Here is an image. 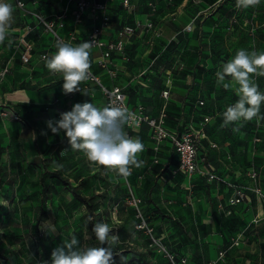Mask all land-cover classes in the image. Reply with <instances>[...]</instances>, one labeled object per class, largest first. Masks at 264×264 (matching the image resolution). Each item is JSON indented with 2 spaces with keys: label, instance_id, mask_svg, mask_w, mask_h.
<instances>
[{
  "label": "rangeland",
  "instance_id": "1",
  "mask_svg": "<svg viewBox=\"0 0 264 264\" xmlns=\"http://www.w3.org/2000/svg\"><path fill=\"white\" fill-rule=\"evenodd\" d=\"M7 2L14 8L10 29L14 43L11 49L7 42L0 45V73L8 70L0 78V84L5 79L0 85V264H51L52 250L62 246L63 239L72 233L81 246L98 247L91 229L96 221L108 223L112 234L119 236L116 250L127 258V264H140L132 251L143 248L153 252L145 264H165L164 257L149 248L145 233L136 229L134 197L141 201L138 210L142 217L157 236L163 235L164 243L169 240L165 244L176 256L183 255L193 264H264V120L259 124L256 119L242 122L237 132L232 128L238 125L221 127L222 113L239 98L238 85L232 82L229 89L217 86L215 75L239 49L264 51V0L249 8H237L234 0H178L175 6L167 7L171 11L178 7V46L170 50L162 41L152 45L143 39L105 60L117 73L115 83L131 97L139 93L155 116L161 111L155 93L166 88L167 77L182 73L184 78L178 79L182 84L198 87L195 101L205 104L197 106L201 116L194 118L201 122L204 116L210 118L204 128L208 129L207 139L216 145L212 162L225 171L226 184L213 190L204 183L190 184L180 175L170 194L157 183L160 176L168 178L167 163L153 164V142L147 126L131 135L144 144L138 157L144 165L133 167L126 178L90 166L83 153L70 148L62 131L54 135L47 128L46 121L59 120L60 113L70 111L76 103L88 101L102 107L103 95L90 81L80 85L88 96L79 92L65 95L62 76L50 73L40 57L42 49L47 57L54 55V39L45 30L41 35L43 29L32 35V27L38 23L32 1L27 4L29 14L16 10L13 0ZM42 3L36 10L38 15L48 21L60 15L51 0ZM158 7L162 6L155 9ZM124 12L114 10L106 19L124 24L137 17ZM140 12L136 10V14ZM70 16L68 13L69 21ZM190 16L197 17L192 35L184 31ZM139 18L145 21L143 16ZM25 25L30 27L24 30ZM30 40L34 62L21 66V53ZM90 61L95 74L106 70L98 65L100 60ZM253 79L264 93V77ZM216 123L219 126L213 130ZM42 131L47 134L41 135ZM53 161L63 168L57 170ZM171 162L178 165L176 160ZM163 167L165 171L157 175ZM52 172L67 179L94 207L92 221L87 207L73 197L70 188L59 185ZM235 197L242 200L233 205ZM114 259L121 264L118 256Z\"/></svg>",
  "mask_w": 264,
  "mask_h": 264
},
{
  "label": "clouds",
  "instance_id": "2",
  "mask_svg": "<svg viewBox=\"0 0 264 264\" xmlns=\"http://www.w3.org/2000/svg\"><path fill=\"white\" fill-rule=\"evenodd\" d=\"M261 0H236L237 8L256 7ZM13 5L7 0H0V45L12 48L14 40L10 29L14 23ZM93 42H82L76 46L60 40L56 42V52L50 57H44L45 67L52 74H60L63 79L62 90L65 95L79 92L88 96V91L80 85L92 79L90 50ZM217 86L229 89L232 82L238 87V100L228 106L222 113L221 127L238 125L232 131L237 132L243 126L242 122L264 120L261 105L264 104V93L253 77H264V51L257 52L239 49L235 56L223 63L216 72ZM226 78L230 81L226 82ZM133 120V114L121 106L111 104L98 107L92 102L76 103L72 109L60 113L57 121H46L47 128L55 135L64 133L68 145L74 151L84 154L90 166L101 167L105 172H114L117 176L127 177L133 167L141 168L144 161L139 154L144 151L141 139L131 137L124 130ZM47 133L42 131L41 135ZM67 148L60 152L66 154ZM57 170L62 164L53 161ZM92 221V217H88ZM92 232L99 242L98 247L81 246L75 233L63 239L62 246L51 252V264H116L115 257L121 264H127V258L117 251L120 238L112 234L111 226L103 221L92 225ZM44 264H48L47 261Z\"/></svg>",
  "mask_w": 264,
  "mask_h": 264
},
{
  "label": "built area",
  "instance_id": "3",
  "mask_svg": "<svg viewBox=\"0 0 264 264\" xmlns=\"http://www.w3.org/2000/svg\"><path fill=\"white\" fill-rule=\"evenodd\" d=\"M65 1L66 3L57 6V12L60 15H56L54 20L48 21L46 17L37 14L36 10L38 8L39 2L32 0V5L36 12L33 13L34 16L37 17L38 23L44 27L45 31L53 36L55 44L57 40L67 43V41H65L57 31L58 28H63L66 22H72L74 25H80L89 15H93L95 20H99L101 17L104 19L109 5L113 3L118 4L127 12H133L134 10V5L131 3V0ZM13 3L16 10L25 14H29L27 0H13ZM167 3L172 4L173 0H167ZM70 6L73 8V11L71 10L73 13L71 20L69 21L67 16L68 13H70ZM146 6L154 9L152 3H148ZM196 19L197 17L191 19L190 22L185 26L184 31L186 33L190 34L194 32ZM105 25L106 23H102L100 27H94L88 37V42H93V46L91 48L92 50L97 49L101 51V57L99 59L100 61L98 62V65L101 68L106 69L108 78L113 81L117 77V73L114 71V69L110 68V65H107L105 60L109 61L113 53H123L134 34H136L138 31L142 34H148L153 29L154 24L149 20H146L145 22L135 21L133 25H126L118 30L116 33V39L110 42H105L102 40ZM69 40L70 42L74 43L76 42L77 38L75 35H72ZM75 45H77V42ZM32 51L33 45L25 43V51L22 52L20 57V60L23 64H28L30 62L32 58ZM44 57H46V55H42L41 59L44 60ZM7 72V69L2 70L0 73V78H3ZM88 81L98 85L104 98L103 106L109 104L113 106H121L133 114L132 122L129 125H126L124 129L129 136H131L132 131L138 130L143 126H147L151 140L155 145L153 151L156 154H158L160 151L161 145H163V143H170L178 158V165L176 167H167V171L171 174V176H176L178 173H184L190 178L200 177L207 179L208 182H222L226 184V181L222 180L216 174V170L212 164L207 161L204 155H201L200 153L201 144L203 140L207 138L204 131V126L210 121V118L204 116L203 121L198 128L189 123L181 125L180 127L182 132H178L177 130L171 129L168 126V116L166 111L162 110L157 117H153L146 107L141 104L132 107L129 103L128 96L120 86L112 85L111 87H107L101 83L100 79L94 73H92V79ZM161 97L164 100H168L170 98V93L168 91H163L161 93ZM200 105H202V103H200ZM210 147L215 148L216 145L210 144ZM152 161L153 164H158L159 159L157 156H155ZM240 199L241 197H235V200L232 201L233 205L235 203H239ZM140 203L141 201L136 197L132 199V204L135 206L136 211H138L136 216L138 218L136 229L145 233L149 248L162 255L169 264H193L190 262V260H188L187 257H179L170 252V249L163 241V235L157 236L154 232V229L150 227L149 223H147L140 214L138 210Z\"/></svg>",
  "mask_w": 264,
  "mask_h": 264
},
{
  "label": "crops",
  "instance_id": "4",
  "mask_svg": "<svg viewBox=\"0 0 264 264\" xmlns=\"http://www.w3.org/2000/svg\"><path fill=\"white\" fill-rule=\"evenodd\" d=\"M27 1L29 2V0H27ZM36 1L39 2L38 6L41 5L42 0H36ZM51 1L53 2V5H55L54 2H56V0H51ZM64 3H66L65 0H64V2L57 3L55 6L57 7L60 4H64ZM131 3L134 5V10H133L134 13L133 12H127L124 9H122L121 7L113 8L115 10L122 9L125 11L124 13L129 14V16H131V15L133 16V14H134V16L137 15V17L134 19V21L132 20L130 23H124V24L123 23L120 24V22L116 23L112 19H111V21L109 19L107 20L106 16L104 17V19L101 17V18H99V20H95L93 15H89L87 18H85L83 20V22L80 25H74L72 22H66L64 24L63 28L57 29L58 34L65 41H67V43H71L73 46H76L75 45L76 42L78 45L82 42L88 41V37H89V35H90V33L94 27H100L102 25V23H106L105 29H104V34L102 36V40L105 42H110V41H114L116 39V33L118 30H120L122 27H124L126 25H133L135 23V21L140 22L139 17L143 16L145 21L149 20V21L153 22V24H154L153 29L148 34L139 33V31L136 34H134L131 37L129 44L126 46L124 51L130 49L131 46L136 45L137 42H139L140 40H143V39L148 40L152 45L160 44L162 41V43L165 44L167 49H170V50L174 49V46H173L174 43L176 46H178V38H177L178 37V7L174 11H171L170 9L167 8V7H173L176 4H178V0H175V2L172 4H168L167 0H146V1L145 0H131ZM148 3H152L154 6V9L147 7L146 5ZM158 5H161L162 7L161 8L158 7L156 10L155 7H157ZM111 7H115V3H113ZM171 9H175V8H171ZM34 10H35V8H34ZM136 10H139L141 12L139 14H136ZM70 12H71V10H70ZM107 12H108L107 17H108V16H110V13H114V10L112 11V10L108 9ZM186 19L188 21H190L192 19V16L187 17ZM195 23H196V21H195ZM24 27H25L24 30H26L30 26L26 27V25H25ZM41 27L42 26L39 23L35 24L32 27V30H33L32 35L39 33V31L41 29H43L42 30V32H43L45 29H44V27H42V28ZM195 29H196V24H195ZM44 32L47 33L46 31H44ZM44 32L41 35H44L45 34ZM187 34H189V33H187ZM192 34H194V32L190 33L189 35H192ZM72 35H75L77 38L76 42H74V43L70 42V40H69ZM48 36L53 38V36L50 34ZM31 44L34 46V43L32 41H31ZM45 50L46 49H42L41 55L45 54L46 56H49L48 54H46L44 52ZM149 52L150 51L148 50L147 54H149ZM113 54H112V56H113ZM100 57H101V51L100 50H97V49L96 50H92V49L90 50V58L91 59H93L94 61H97L100 59ZM33 62H34V60L32 58L29 65L33 64ZM21 66H24V65H21ZM111 67L112 66L110 65V68ZM91 72L94 73V70L93 71L91 70ZM188 72L193 74L192 70H190ZM95 75L100 79L101 83L107 87H111L112 85H117V86H120L122 88V85L115 83V79L113 81H111L108 78L106 70L100 75L99 74H95ZM104 76L106 77V79H102ZM191 77H193V76H191ZM181 78H184L182 73H175V75L167 77V79H166L167 80L166 81L167 86L163 91H168L170 93V98L168 100H164L161 97L160 93H155V98H154V100L158 102V106L161 107V111L162 110L166 111L167 116H168V119H167L168 126H170V128H172L174 130H177L178 132H182V129L180 126L183 125V123L184 124H187V123L193 124L197 128L201 124V121L194 118V115L199 116V113L197 110L198 109L197 108L198 101H195L196 94L199 93L198 87L197 86L193 87V85L191 83H190V85L182 84V80L181 81L178 80ZM4 83H5V79L3 80V82L1 84L3 85ZM98 89H99V87H98ZM99 92L101 93L100 89H99ZM137 94H139V93H137ZM101 95H102V93H101ZM103 104H104V98L102 101V107H104ZM140 104L145 106L146 109H148L147 102H145L143 99H141V97L138 95L135 98L134 106L140 105ZM134 106H132V107H134ZM148 110H149V113L153 117H157L161 112V111L157 112L158 115L155 116L154 115V114H156L155 111H153V113H152L150 109H148ZM176 115H178V116H176ZM184 118H189L190 120H185ZM196 122L198 124H196ZM212 125H213V123H212ZM140 129L132 131L131 135L137 134L140 131ZM211 144H213V143H211ZM154 147H155V145H154V143H152V146H151L152 150ZM160 150L162 152L161 153L162 156H160V161L166 162L167 167H175L173 162L171 163V161L173 159H170V158H172V156H174L172 154L173 152L166 149L163 145H161ZM219 154H222V153L219 152ZM155 155H156V153L154 152V155L152 158H154ZM174 158H176L175 160L178 162V158L176 155L174 156ZM218 170H220V169H218ZM163 171H165L164 167L162 169H159V173H157V175L162 174ZM166 174H167L168 178L164 179V177L160 176L157 179V183L159 185L163 184V185H160V188L164 189V190H168L169 194L173 193L172 188H175L176 186H178V179L180 178V175H185L190 184L195 183L196 181L199 180V179H196L195 177L190 178L184 173H178L176 176H171L168 172ZM170 184H172V185H170ZM167 233H169V232L167 231ZM169 234H171V233H169Z\"/></svg>",
  "mask_w": 264,
  "mask_h": 264
},
{
  "label": "trees",
  "instance_id": "5",
  "mask_svg": "<svg viewBox=\"0 0 264 264\" xmlns=\"http://www.w3.org/2000/svg\"><path fill=\"white\" fill-rule=\"evenodd\" d=\"M146 1V0H145ZM234 1H236V0H234ZM175 2V0H173V3ZM43 3H41V5H42ZM41 5H39L38 6V8H37V10H39L40 9V7H41ZM112 6V4H110L109 5V7H108V9H110V10H115V9H113V8H117V7H120L118 4H115V7H111ZM112 8V9H111ZM72 11L69 13L71 16H72ZM107 14H108V12L105 14V16H107ZM70 16V17H71ZM69 17V18H70ZM180 44V42H179V40H178V45ZM174 48H175V43H174ZM45 55V54H44ZM42 56V55H41ZM40 56V57H41ZM33 58V57H32ZM32 58H31V60H32ZM20 60V59H19ZM31 60H30V62H31ZM20 63H21V65L23 64L22 62H21V60L19 61ZM29 62V63H30ZM28 63V64H29ZM25 65V64H24ZM194 74V73H193ZM194 77V76H193ZM124 91V90H123ZM125 92V91H124ZM126 93V92H125ZM126 95L128 96V98H129V103H130V105H131V99L132 100H134V103H135V98L139 95V94H137V95H133L132 97L131 96H129V94H127L126 93ZM200 103H202V105H200ZM199 106H204V104H205V102L204 101H199L198 103H197ZM201 115L199 114V116L198 117H200ZM203 121V120H202ZM202 123V122H201ZM196 124H198L197 122H196ZM183 125H184V123H183ZM215 126H214V128L213 127H211L213 130L216 128V127H218L219 125L216 123V124H214ZM170 127V126H169ZM205 127H206V125H205ZM172 129V128H171ZM208 129H206L205 130V128H204V131H205V134H206V137H207V135H208V131H207ZM212 142L211 141H209L207 138L205 139V140H203V142H202V144H201V147H200V153H201V155H204L205 157H206V159H207V161H209L211 164H212V166L214 167V164H213V162H212V152L214 151V148H211L210 147V144H211ZM214 144V143H213ZM258 144V143H257ZM256 144V145H257ZM163 146L166 148V149H168L169 151H172L173 153V155L175 156L176 155V152L171 148V145H170V143L169 142H165V143H163ZM161 150L158 152V154H156L155 156H157L158 157V159H159V162H158V164L160 163V156H162L161 155ZM174 156H172V158H170V159H173V160H175L176 158H174ZM177 156V155H176ZM153 159V158H152ZM172 163V162H171ZM214 169L216 170V174L222 179V180H225L224 178H223V175H224V170L223 169H220V170H218V169H216L215 167H214ZM168 172V171H167ZM169 173V172H168ZM51 174V176L56 180V182H58V184L59 185H62V186H64V187H68V188H70L71 189V193H72V195H73V197L75 198V199H77V200H80L81 201V203L84 205V206H86L87 207V209H88V215L89 216H91V217H94L95 216V209H94V207H92L89 203H88V200L84 197V196H82V195H80L74 188H72L71 187V183L67 180V179H65L64 177H62L58 172H52V173H50ZM170 174V173H169ZM171 175V174H170ZM196 179H199L198 181H196L195 183H199V184H201V183H204L205 185H207V186H209L210 187V189H213V190H218L219 188H220V186L222 185H224L225 183H222V182H220V183H216V182H208L207 181V179H205V178H200V177H195ZM226 181V180H225ZM225 189H228V188H226L225 187ZM91 229H92V226H91ZM92 234H93V237H94V239L96 240V238H95V235H94V233L92 232ZM155 234L157 235V233L155 232ZM162 235V234H161ZM160 235V236H161ZM99 243V242H98ZM165 243L166 244H168V243H170L169 242V240L168 239H166V241H165ZM179 245V244H178ZM169 248H170V246H169ZM178 249L180 250V248L178 247ZM139 251H137V250H135V249H133V251H132V253H133V255L135 256V257H138V258H140V264H143L144 262H145V260H146V258L148 257V254L149 255H151L152 256V250H148L147 248H143V249H138ZM151 251V252H150ZM161 256V255H160ZM183 256V255H182ZM163 257V256H162ZM164 259V263L165 264H169L168 262H167V260L165 259V258H163ZM145 264V263H144Z\"/></svg>",
  "mask_w": 264,
  "mask_h": 264
}]
</instances>
